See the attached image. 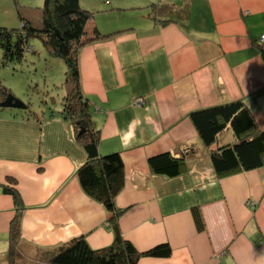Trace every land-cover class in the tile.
I'll return each instance as SVG.
<instances>
[{
  "label": "crops",
  "instance_id": "crops-1",
  "mask_svg": "<svg viewBox=\"0 0 264 264\" xmlns=\"http://www.w3.org/2000/svg\"><path fill=\"white\" fill-rule=\"evenodd\" d=\"M160 2L81 5L93 12L89 34L106 35L82 46L78 61L99 151L119 152L124 161L125 184L115 199L124 210L122 236L139 252L171 249L137 264H264V166L219 175L190 118L241 100L264 130V0H175L172 13L154 11ZM10 6L0 19L15 14ZM44 103L34 116L0 112V264L12 262L9 232L19 212L22 242L13 264H43L78 237L93 249L115 238L110 213L77 176L87 153L72 124L61 105ZM233 141L228 127L212 147ZM163 152L185 155L180 175L152 171L149 158ZM6 189L18 194L19 206Z\"/></svg>",
  "mask_w": 264,
  "mask_h": 264
},
{
  "label": "trees",
  "instance_id": "trees-1",
  "mask_svg": "<svg viewBox=\"0 0 264 264\" xmlns=\"http://www.w3.org/2000/svg\"><path fill=\"white\" fill-rule=\"evenodd\" d=\"M16 4L18 18L23 24L14 28L0 25L3 59L7 62L21 61L30 39L37 37L42 40L49 56L65 61L61 112L72 124L76 139L87 153V159L78 168L77 176L84 191L101 202L110 213L108 222L115 234L113 243L103 249H93L83 236L78 237L57 249L43 264H137L144 255H170L171 249L167 244L139 252L132 243L124 239L118 225V218L124 210L116 206L115 199L125 184L124 161L119 152L100 153V132L94 126L90 104L80 84L79 49L92 40L106 36L97 29L89 34L88 25L93 12L83 8L80 0H44L42 7L30 8L31 11L18 2ZM164 4H153L154 11L162 9L172 13L168 3ZM5 91L0 86V100L6 97ZM24 115L34 116L37 113L32 114L27 110ZM190 118L204 144L211 147V159L219 175L264 166V130L258 129L253 113L243 101L197 109L190 113ZM228 127L233 130L235 141L212 147L218 135ZM184 163L185 155L176 157L171 152L159 153L149 158V165L154 173L169 177L180 175ZM6 191L13 193L19 206L18 194L9 189ZM21 242L19 212L13 219L9 232L7 256L12 262L16 261Z\"/></svg>",
  "mask_w": 264,
  "mask_h": 264
},
{
  "label": "rangeland",
  "instance_id": "rangeland-1",
  "mask_svg": "<svg viewBox=\"0 0 264 264\" xmlns=\"http://www.w3.org/2000/svg\"><path fill=\"white\" fill-rule=\"evenodd\" d=\"M17 2L22 6H26V10L28 11H31L30 8L42 7L44 5V0H0V9H4L6 13L12 9L10 4L15 5ZM160 3L164 4L167 2ZM81 5L87 7V0H82ZM102 9L98 10L101 13L106 11ZM26 10H24L25 13ZM14 13L11 17L10 15H6L8 19H0V21L8 20L7 25L9 26L7 27L10 28L20 27L23 23L19 22L15 8ZM112 21L117 22L118 16L114 15ZM3 56L4 51L0 48V86L8 90V93L13 94L22 103L28 105V108L0 107V112L21 114L24 111L30 110L32 114H41V108H44L45 100L53 101V106L60 108L63 95V89H61L63 85L61 84L64 82L66 72V64L62 58L49 56L42 40L37 37L30 39L21 61L7 62L3 59Z\"/></svg>",
  "mask_w": 264,
  "mask_h": 264
},
{
  "label": "water",
  "instance_id": "water-1",
  "mask_svg": "<svg viewBox=\"0 0 264 264\" xmlns=\"http://www.w3.org/2000/svg\"><path fill=\"white\" fill-rule=\"evenodd\" d=\"M5 93L7 94L6 97L3 100H0V107L6 108V107H11V108H28V105H25L17 99L13 94L8 93L6 90Z\"/></svg>",
  "mask_w": 264,
  "mask_h": 264
},
{
  "label": "built area",
  "instance_id": "built-area-1",
  "mask_svg": "<svg viewBox=\"0 0 264 264\" xmlns=\"http://www.w3.org/2000/svg\"><path fill=\"white\" fill-rule=\"evenodd\" d=\"M175 0H162L161 2H174ZM260 46L262 47V48H264V34L262 35V37H261V39H260ZM143 102H144V98L143 97H138L137 99H136V103L138 104V105H142L143 104Z\"/></svg>",
  "mask_w": 264,
  "mask_h": 264
}]
</instances>
